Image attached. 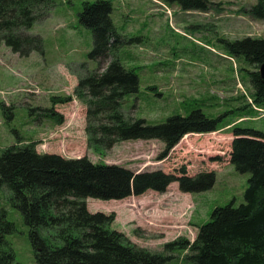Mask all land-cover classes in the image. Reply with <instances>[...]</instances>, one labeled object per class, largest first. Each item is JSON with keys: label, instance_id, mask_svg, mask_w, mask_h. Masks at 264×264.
<instances>
[{"label": "rangeland", "instance_id": "374dc122", "mask_svg": "<svg viewBox=\"0 0 264 264\" xmlns=\"http://www.w3.org/2000/svg\"><path fill=\"white\" fill-rule=\"evenodd\" d=\"M96 1L52 0L49 16L28 31L41 38L42 53L19 57L0 45V155L17 142L34 143L38 153L86 157L95 164L118 165L133 172L173 173L185 167L194 176L213 171L215 183L203 193H181L173 183L162 194L148 191L122 201L86 199L90 213H113L111 228L130 243L162 254L168 243L181 238L192 242L214 209L230 203L236 208L244 202L249 174H239L229 164L230 127L239 123L264 132V116L251 110L244 111V116L227 114L219 131L182 138L163 160L159 156L164 145L158 141H127L103 150L88 145L86 105L73 96L78 78L103 71L116 60L133 71L139 82L138 92L122 101L121 112L127 118L160 124L195 109L216 118L251 103V87L242 69L252 70L228 57L218 39H264V20L249 15L257 0H208L207 12L183 11L164 0H108L120 38L100 66L88 58L92 32L78 21L83 4ZM66 97L72 100L61 103ZM50 111L61 116L62 122L51 118ZM9 198V190L1 186L0 214L14 225L5 236L13 264H36L29 229ZM186 254L167 253L171 260L166 264H190L184 261Z\"/></svg>", "mask_w": 264, "mask_h": 264}, {"label": "trees", "instance_id": "16d2710c", "mask_svg": "<svg viewBox=\"0 0 264 264\" xmlns=\"http://www.w3.org/2000/svg\"><path fill=\"white\" fill-rule=\"evenodd\" d=\"M183 11L207 12L208 0H164ZM53 8L52 0H0V45L19 57L42 53V41L28 31L45 20ZM108 0L83 4L79 23L90 29L93 48L88 54L100 66L119 43L111 20ZM249 15L264 20V0H257ZM227 56L238 59L252 70L243 68L251 87L250 104L216 118L195 109L187 116L175 115L160 124L127 118L121 112L123 99L138 92V78L113 60L101 69L78 78L73 92L86 105L88 145L111 149L127 141H158L164 145L160 160L184 137L219 131L222 119L231 113L255 108L264 111V85L258 69L264 63V39L245 37L228 41L218 39ZM245 101V97H242ZM72 100L66 97L61 103ZM52 114V115H51ZM51 118L62 117L50 111ZM246 118V117H243ZM229 164L239 174H249L243 203H232L213 210L210 220L198 228L190 242L178 239L164 246V253L187 251L190 264H264V132L230 127ZM176 183L181 193L195 194L210 190L215 173L194 176L181 167L173 173L161 170L133 172L118 165L95 164L86 157L68 159L56 154L38 153L35 144L15 145L0 155V187L10 192V204L29 229V240L36 264H166L170 255L153 254L137 247L111 228L114 214L90 213L86 199L122 201L148 191L159 194ZM14 225L0 214V264H13L14 255L5 241ZM45 232L46 235H42Z\"/></svg>", "mask_w": 264, "mask_h": 264}, {"label": "water", "instance_id": "95a60500", "mask_svg": "<svg viewBox=\"0 0 264 264\" xmlns=\"http://www.w3.org/2000/svg\"><path fill=\"white\" fill-rule=\"evenodd\" d=\"M259 77L264 85V63L260 65L258 69Z\"/></svg>", "mask_w": 264, "mask_h": 264}, {"label": "built area", "instance_id": "2783aa9c", "mask_svg": "<svg viewBox=\"0 0 264 264\" xmlns=\"http://www.w3.org/2000/svg\"><path fill=\"white\" fill-rule=\"evenodd\" d=\"M255 110L260 112V113H262V116L264 115V111L263 110H260V109H257V108H255Z\"/></svg>", "mask_w": 264, "mask_h": 264}]
</instances>
